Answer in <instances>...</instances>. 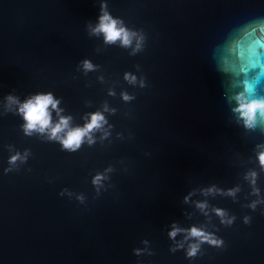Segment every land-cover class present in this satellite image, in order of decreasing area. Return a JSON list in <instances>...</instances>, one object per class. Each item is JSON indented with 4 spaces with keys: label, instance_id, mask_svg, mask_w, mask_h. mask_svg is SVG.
Here are the masks:
<instances>
[{
    "label": "water",
    "instance_id": "water-1",
    "mask_svg": "<svg viewBox=\"0 0 264 264\" xmlns=\"http://www.w3.org/2000/svg\"><path fill=\"white\" fill-rule=\"evenodd\" d=\"M101 4L144 36L142 51L132 55L135 40L124 48L90 33ZM257 18L264 0H0V264H264V204L247 207L264 199V124L252 132L236 122L212 60L234 28ZM85 60L94 71H84ZM49 92L73 128L92 113L105 116L95 143L85 138L72 153L46 134L25 135L7 97L23 103ZM125 92L135 99L125 102ZM16 153L27 160L12 166ZM249 171L258 173L260 197ZM97 174L106 177L99 192ZM213 186L240 191L205 195ZM64 189L72 195L60 196ZM205 202L207 216L197 208ZM214 208L235 224L220 225ZM174 224L215 232L225 247L205 244L191 260L183 249L173 253L185 235L173 241Z\"/></svg>",
    "mask_w": 264,
    "mask_h": 264
},
{
    "label": "clouds",
    "instance_id": "clouds-1",
    "mask_svg": "<svg viewBox=\"0 0 264 264\" xmlns=\"http://www.w3.org/2000/svg\"><path fill=\"white\" fill-rule=\"evenodd\" d=\"M89 28L92 35L103 33L105 43L108 44H115L116 41H120L122 47L130 48L135 40L136 44L132 55L143 50L144 36L129 31L124 27L122 20L113 18L109 14L106 4H101V15L99 16L98 25L94 28L89 25ZM212 60L215 71L221 77L223 99L229 105H235L231 107V112L236 118V122L240 123V121H243L245 129L252 132L257 131L264 124V99L257 98L261 86L264 85V18H257L245 25L234 28L224 42L213 50ZM82 66L86 73L95 70V66L88 60L83 61ZM124 79L133 86L138 83L137 77L131 73H125ZM139 86L141 88L146 86L144 79L139 80ZM109 94L115 95L114 92ZM122 98L125 102H131L135 99L134 96L126 92L122 93ZM7 102L9 110H11V106L18 105V114L25 121L23 125L25 135L31 136L33 133L46 134L49 141L58 142L63 151L72 153L81 148L85 143V138H87L89 145L95 143L92 134L97 131H103L104 125L108 123L101 112H95L90 114V120L85 117L88 122L83 127H71L72 117L61 115L63 109L59 108L60 101L55 99L51 92L33 95L23 103L15 96L9 95ZM49 108L60 117L59 122L53 123L52 112L49 111ZM105 111H108L107 107H105ZM107 135L108 133L105 132V138ZM257 148H264V144L257 145ZM27 156L28 153L24 155L16 153L10 157L9 164L15 166L18 161L26 162ZM258 160L261 169L264 170V151L258 152ZM11 170L9 168L5 171ZM107 171H111V169ZM257 178L258 173L255 171H249L245 176V179L252 187L251 194L260 197V189L256 187ZM105 179L106 177L103 174H97L93 178L92 184L97 192L103 187ZM239 191L240 189L237 187L224 193L213 186L206 189L204 194L214 195L219 192L220 195L235 198ZM65 194L72 195L68 189H64L59 193L60 196ZM77 199L81 203L84 202L82 195L77 196ZM187 200L188 197H185V202ZM260 204H264V199H257L247 205V207L251 208L252 211H256ZM208 207L206 202L197 204V208L205 216L208 215ZM213 212L219 218V224L226 228L232 227L236 222V216L230 215L224 209L214 208ZM251 221V216H244L243 223L245 225H250ZM181 233L185 234L184 242H177L176 247H173L171 251L175 253L183 249L186 252V258L189 260L195 259L201 253L202 246L205 244L215 248L225 247V242L222 238L218 237L215 232L207 231L203 228L192 227L186 230L174 224L172 231L168 235L173 241H176L177 235ZM190 240L194 242L188 243ZM144 243L147 244V241H144ZM185 243H188L186 249ZM135 254L140 256L143 254V250L136 249ZM148 254L152 255L153 253L149 252Z\"/></svg>",
    "mask_w": 264,
    "mask_h": 264
}]
</instances>
